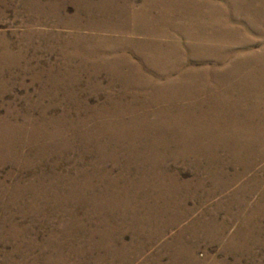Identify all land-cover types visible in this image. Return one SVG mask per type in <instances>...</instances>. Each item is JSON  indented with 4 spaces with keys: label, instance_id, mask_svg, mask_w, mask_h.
I'll return each instance as SVG.
<instances>
[{
    "label": "rangeland",
    "instance_id": "374dc122",
    "mask_svg": "<svg viewBox=\"0 0 264 264\" xmlns=\"http://www.w3.org/2000/svg\"><path fill=\"white\" fill-rule=\"evenodd\" d=\"M181 1L0 0V122L15 137L0 152V264H264V157L253 148L185 147L197 119H174L184 105L200 117L231 112L225 120L236 125L254 107L252 121L263 122V20L252 31L240 0H219L222 22L190 23ZM202 1L188 9L201 16ZM97 23L106 31L88 28ZM193 24L215 35L206 50L213 60L184 54ZM82 38L98 52H85ZM157 40L165 51L123 49ZM173 45L179 55L167 51ZM162 120L184 127L164 140L132 127ZM222 121L217 135L245 133ZM130 150L141 154L135 162L164 159L173 180L141 207L142 196L114 195L125 185L132 193L127 182L142 176L123 167ZM100 154L113 158L99 162Z\"/></svg>",
    "mask_w": 264,
    "mask_h": 264
},
{
    "label": "bare ground",
    "instance_id": "6f19581e",
    "mask_svg": "<svg viewBox=\"0 0 264 264\" xmlns=\"http://www.w3.org/2000/svg\"><path fill=\"white\" fill-rule=\"evenodd\" d=\"M216 1H219V0H215V1L214 0H207V1L204 0V1L200 2V3H202L201 5H203L207 9V11L206 10L205 11H201L202 12L200 14L201 16H199V14L195 13V11H190L188 9L189 7H193L195 4H197V0H184V1H181V4L184 7H186L187 10H188V11L185 12V14L189 17L190 23H192L193 21L195 22L196 20L205 19L206 22H199V23H207L208 24V23H210V22H212L214 20H217L218 22H222L221 21L222 14L219 13V12H216V3H217ZM232 1L234 2L235 0H232ZM240 1H241L240 3H236V4H243L242 6H245V8H244V10H242V12L244 11V13L246 14V19L245 18L244 19L246 20V23L250 26L251 30L254 31L256 29V26L259 23L258 22L259 16L263 20V21H261V23H262L261 25L263 26L264 25V0H240ZM131 2H132V0H131ZM222 2H223V0H222ZM220 3H221V1H220ZM222 4H224V3H222ZM236 6H238V5H236ZM131 16H132V14H131ZM131 24H132V22H131ZM197 25L198 24H193V26H196L195 28L192 27L189 31L186 30L185 34H188L187 36H185V38L188 40V42L186 44L187 45V50H185L184 46H183V49H184L183 52H184V54L194 55V57L195 56L200 57V56L203 55L207 59H212V57H210V55H212V52H209V51H206V50H210V47L213 44L215 35L212 36L213 33L207 32V31L200 32L198 30ZM88 28H90L91 30H94V31L96 29L98 32H102V31H106L107 27L102 25V24L97 23L96 26L92 25V26H89ZM123 29L124 28H122L121 30L124 31ZM205 29H207V28H205ZM229 34H232V32H229L228 36H229ZM245 34H246V32H245ZM81 41H82L81 43H83L84 46L87 48V49L84 48L85 52H88V53H91V54L98 52V50H96V49L93 50L92 48H88L86 46V44L90 43L87 38H82ZM245 41H246V39H245ZM196 43L198 45H196ZM90 44H92V43H90ZM208 44H211V45H208ZM118 49L119 50L122 49V46L118 47V45H115L113 47L112 51L115 52ZM123 49H124V51L125 50L131 51V52L135 51L137 54H143V53H146V54L154 53L155 54V52H163V51L166 50L165 48L163 49L161 47V44H159L158 40L154 41L153 43L152 42L148 43L147 45H145L144 49L143 48L133 47V45L132 46L131 45L130 46L126 45V46H124ZM167 51H169L172 56H173V54L174 55H179V53H180V50H179L178 46H176V45L171 46L169 49H167ZM226 55L227 54L222 52V54L218 55V58H220L222 61H224ZM196 60H199V59H196ZM221 60L218 59L217 61L221 62ZM121 64H123V62ZM174 65H175L174 68H176V67L180 66L181 64L177 63V61L175 59ZM184 65H185L184 67H186V66L187 67H196L197 66V65H192V64L186 65L185 63H184ZM201 65H203V64H201ZM187 85L188 86H186V88H189L192 91H193V89H195L194 85H192V86H190V84H187ZM191 90H190V92H188V93H190L191 96L199 94L198 92H191ZM182 97L183 96L179 95V97H177V98L179 100ZM37 100H38V98H37ZM107 101H110V99L107 98ZM183 106H181L178 109V112H179L180 115L178 117H174V119L177 118L178 120H180V118H183L182 116H184L186 114L187 116H185V117L186 118L188 117L187 119H194V120L197 119V120H195L196 122L194 120H192V121L195 122V124H196L195 127H196V129H198L197 134L193 135L195 137H193V136L190 137L191 139H190V141L188 143L187 142L182 143V145H184L185 147H187V146H190L191 148L196 147L194 149H198V150L199 149H203L204 150L206 148H210L212 150H215V149H217L219 147H222V148H224V147H237V148H241V149L245 148V149H248V150L253 148V149H258L259 150V152H260L259 159L264 157V109H263V115L261 116L263 122H261V123L260 122L257 123V122L252 121L251 118L253 117V113H254L253 109H254V107H251V108H249V111L247 113L243 114L244 116L242 117V119H243L242 122H238L236 125H232V124H234L236 122H231L228 125V122L225 120V118L227 119L228 116H231L230 115L231 112L225 111L223 114L220 113V117H217L216 114H215L216 117H213L212 114L206 115V116L203 115L202 117H200V116H196V115L188 113L189 112L188 109L186 107H183ZM6 108L8 109V106ZM9 113H11V112H9ZM213 113H218V112L213 111ZM111 114H114V109H112ZM220 118H221V120H223L222 122L224 123V125H223L224 129H229V127H230V129H233V130H235L237 128H242V129H244L243 131H245V133L243 135L239 136V137H237V136L217 135L216 133H214V131H219L218 127L221 126ZM169 122H171V121L162 120V121L155 122V123L140 122L139 124H136L135 126H132V127L134 129V132L136 131L137 134H142L143 135V134H146L147 132L148 133L151 132L156 137H159L161 139L163 138V140H164V136H166L167 134L176 133L177 131H180V129L184 127L183 123L180 122V121H174L172 123H169ZM171 124H175L176 126L171 125ZM117 125H119V124H116V126ZM119 128H120V130H123V127H119ZM0 130H1V133H0V152H6V150L8 148H12V146L15 144L14 141H11V139L15 140V137L14 136H10L12 134L13 128L11 127V125L10 126H6L2 122H0ZM34 130H36V129H34ZM43 131H41V132L43 133ZM31 133L33 134V131H30V133H28V134H31ZM37 138H36V140H37ZM30 139H32V142L35 140L34 137H32V136L30 137ZM133 141H135V140H133ZM133 141H132V139L130 140L132 145H134ZM20 142L22 143V140H20ZM126 143L127 142H125V144L118 143V145L119 146H122V145L128 146ZM137 143L139 144V142H137ZM141 143H142V146H147L148 145V144H145V142H143V141L140 142V144ZM16 145L18 146V143ZM155 146L156 147L162 146L163 148L164 147H168V145H166V144H164L162 142L157 143ZM184 150H185V148H184ZM139 156H141V154L132 152L130 150L129 153L124 155L123 158H122V162H126V165L123 166L126 171H128L129 168H130L129 166L132 165V167L136 168L137 173H141L142 174L141 178L138 179L137 181H134V180L130 181L129 180L127 182V183H129V186L132 189V193L127 191V185H125L123 189L114 190V195H115L116 198H121L122 200L124 198L126 201H128L130 199L131 200H136L139 196H142V201H144V202H142L140 200L141 202H140L139 206L141 207L142 205L145 204V201L147 202V199H149L148 198V195H149L148 193L154 194L156 196V198H159V199L162 198L163 196H162L161 193L166 190L165 189V187H166L165 185H166L167 182H170L172 180V178H170L169 174H167L166 172L163 171V170H165L163 165L167 166V162L164 159H161V160H158V161H156V160L154 161V160L151 159V156L147 157V156L143 155V157L139 159V160L143 159L142 161L135 162L136 159L139 158ZM112 158H113V156H111V155L110 156H105V155L101 156V154L99 155V157H96V159H98L99 162H103V161L105 162V160H112ZM127 163H128V165H127ZM150 165L155 166V167L158 166V168L154 169ZM153 169L156 170V172H159V173L156 174V173L152 172ZM260 170L264 171V164L262 165ZM76 171H78V170H76ZM83 174H84L85 180H83L84 182H81V183L84 184V186H85V183L87 181H89V180L86 179L89 174H87L86 171H84ZM93 174H94V172H92V175ZM98 175H100V174H98ZM74 177H75V175H74ZM74 177H73V179L71 181H73V182H77V180L79 181V179H75ZM78 178H80V177H78ZM112 182H114V181H110L109 183L112 184ZM174 185H177L176 182H175ZM201 185H202V182H198L194 186L193 190L200 192L201 191ZM226 186H228V185H220V189H224ZM201 194L202 193H200V195ZM128 209H129V211H131L132 207L131 208L128 207Z\"/></svg>",
    "mask_w": 264,
    "mask_h": 264
}]
</instances>
